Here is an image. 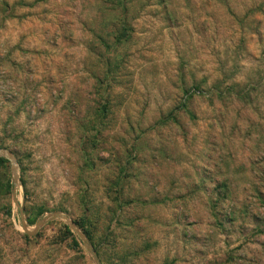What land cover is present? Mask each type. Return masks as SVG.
Returning <instances> with one entry per match:
<instances>
[{
  "label": "rangeland",
  "instance_id": "374dc122",
  "mask_svg": "<svg viewBox=\"0 0 264 264\" xmlns=\"http://www.w3.org/2000/svg\"><path fill=\"white\" fill-rule=\"evenodd\" d=\"M0 151V264H264V0H0Z\"/></svg>",
  "mask_w": 264,
  "mask_h": 264
},
{
  "label": "water",
  "instance_id": "95a60500",
  "mask_svg": "<svg viewBox=\"0 0 264 264\" xmlns=\"http://www.w3.org/2000/svg\"><path fill=\"white\" fill-rule=\"evenodd\" d=\"M0 158L8 159L12 163L13 173H14V176H15V179H16L17 173H16V162H15L14 157L9 152L0 151ZM20 214H21V221H22L23 230H24V232L27 235H30V236L34 235L37 232V230L42 225H44V223L46 222V220H41V221L37 222L36 225H35V230L29 232L27 230L26 226H25V223H24L23 219H22L23 218V210L21 208H20ZM50 219H61V220H64L65 224L72 231H74L79 236V238L83 241V243H84L85 247L87 248L88 252L92 255L94 263L95 264H99V261L97 260L94 251L92 250L91 246L88 243V240L80 232V230L77 228V226L75 225L74 222H72L71 220H69L66 216L61 215V214H58V213H55V214L50 215Z\"/></svg>",
  "mask_w": 264,
  "mask_h": 264
},
{
  "label": "trees",
  "instance_id": "16d2710c",
  "mask_svg": "<svg viewBox=\"0 0 264 264\" xmlns=\"http://www.w3.org/2000/svg\"><path fill=\"white\" fill-rule=\"evenodd\" d=\"M4 162H6V160L5 159H3V158H0V164L1 163H4ZM77 225V224H76ZM78 226V225H77ZM80 229H81V227L80 226H78ZM66 228V230L67 231H69V229L67 228V227H65Z\"/></svg>",
  "mask_w": 264,
  "mask_h": 264
}]
</instances>
